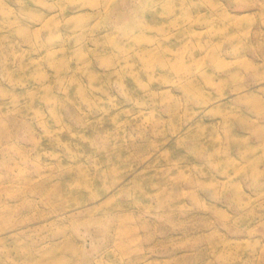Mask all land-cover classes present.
<instances>
[{"label":"rangeland","instance_id":"374dc122","mask_svg":"<svg viewBox=\"0 0 264 264\" xmlns=\"http://www.w3.org/2000/svg\"><path fill=\"white\" fill-rule=\"evenodd\" d=\"M0 264H264V0H0Z\"/></svg>","mask_w":264,"mask_h":264}]
</instances>
